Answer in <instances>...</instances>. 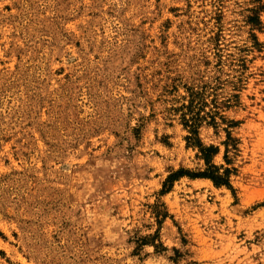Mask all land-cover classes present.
I'll list each match as a JSON object with an SVG mask.
<instances>
[{"label": "rangeland", "instance_id": "374dc122", "mask_svg": "<svg viewBox=\"0 0 264 264\" xmlns=\"http://www.w3.org/2000/svg\"><path fill=\"white\" fill-rule=\"evenodd\" d=\"M187 86L233 190L161 192L205 168ZM263 204L264 0H0V264H264Z\"/></svg>", "mask_w": 264, "mask_h": 264}, {"label": "trees", "instance_id": "16d2710c", "mask_svg": "<svg viewBox=\"0 0 264 264\" xmlns=\"http://www.w3.org/2000/svg\"><path fill=\"white\" fill-rule=\"evenodd\" d=\"M252 2H261L262 0H251ZM263 11V7L258 5L252 9L253 15L249 16V22L256 27H259L261 24L260 14ZM187 98L188 103L182 104L179 108L176 109L177 112H180L181 123L188 130L189 134L186 136L188 144L196 149H198L199 157L204 160L205 168L192 171L185 168H180L175 172H172L168 175L164 181V186L162 193L169 191L171 184L183 177L187 176L192 179L196 178H206L212 180V182L220 187L226 186L227 188L233 190V186L230 181V176L233 171H236L235 168H223L218 166L213 162L214 156L219 152V146L216 145H206L203 143L199 136V129L203 123L218 127L219 123H226L227 127L225 131L227 133L228 140H233L236 147V139L231 137L230 127H234L238 124L237 121L227 120L224 114L221 113L222 107L230 108V102L219 103L217 96H214L211 100L212 107L210 110H206V106L209 105L207 102V95L205 89L195 88L194 86H187ZM221 120V122L218 121ZM225 140L223 144L226 146V150L229 147V141ZM226 159L227 154L225 155ZM264 205V204H263ZM157 215H161L158 214ZM167 212L163 213V216H166Z\"/></svg>", "mask_w": 264, "mask_h": 264}]
</instances>
